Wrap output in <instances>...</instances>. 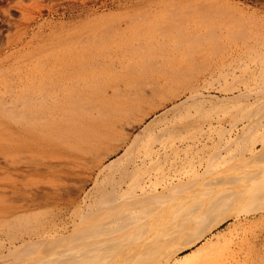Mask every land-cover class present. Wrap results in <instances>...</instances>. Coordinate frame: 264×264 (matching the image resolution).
Wrapping results in <instances>:
<instances>
[{"label": "bare ground", "instance_id": "1", "mask_svg": "<svg viewBox=\"0 0 264 264\" xmlns=\"http://www.w3.org/2000/svg\"><path fill=\"white\" fill-rule=\"evenodd\" d=\"M0 264H264V0H0Z\"/></svg>", "mask_w": 264, "mask_h": 264}]
</instances>
